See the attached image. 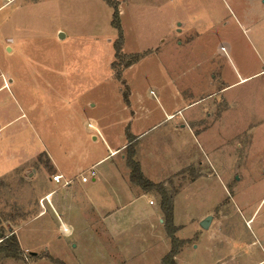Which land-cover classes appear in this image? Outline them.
Masks as SVG:
<instances>
[{
    "label": "crops",
    "instance_id": "1",
    "mask_svg": "<svg viewBox=\"0 0 264 264\" xmlns=\"http://www.w3.org/2000/svg\"><path fill=\"white\" fill-rule=\"evenodd\" d=\"M14 1L4 0L1 6ZM229 3L227 5L225 2L222 7L227 8L231 20L224 21V17L219 22L201 20L197 21L196 28L191 26L196 31L184 39L186 47L191 49L190 53H185V62H170L172 70L159 65L157 71H151L157 76L151 77L153 82L147 92L145 89L138 91L134 88L126 76L127 73L137 63L152 58L160 63L162 55L180 50H173L166 36L159 33L157 39L153 36L147 38L146 42L143 40L141 43L145 45L139 48L140 51L124 53L140 52L138 54L141 57L121 73V79L129 88L128 103L122 95L123 84L115 77L111 68V78L115 77L118 80L116 83L122 85L119 86V95L122 98L118 102V114L114 119H88L81 124L78 118L81 133L78 127L68 128L66 134L54 132L55 145L62 153V160L68 165L76 155H81L79 148L82 137L93 140L100 138L106 147L104 155L96 160L91 159L89 167L80 168L75 175L69 174L64 163L58 164L54 153L58 154L60 151L52 148L48 151V146L40 137V142L34 140L37 134L35 136V131L33 132L35 123L32 117H28L27 113L25 116L24 113L14 117L11 115V111L18 107L25 108V112L29 109L27 105L30 107V104L27 101L35 91V86L28 82L32 79L27 80V76L34 74V69L25 66L23 70L26 81H19L20 87L16 90L13 88L17 79L13 76L16 75V69L0 67V180H5L0 184V191L5 188L8 190L10 186L15 188L13 198L7 200L13 205L6 212L5 221L0 213V222L6 223V230L14 231L21 249L26 253L23 255L25 259L5 257L0 259V264H7L10 260L16 264H35L40 259L48 258L47 255L52 257L47 251V243L40 238L36 239L38 229L27 225L46 215L50 208L59 223L57 231L71 235L73 227L62 221L53 198L55 193L69 189L73 183L82 190L83 196L86 194L83 202L90 211L81 214L99 239V246L104 252L103 257L105 256L107 264H163L162 258L170 251L171 242L163 223L161 196L155 189L144 190L130 180V168L126 163L125 153L130 140L127 133L135 140L134 158L139 162L144 177L151 182L162 183L166 190L177 186H174L175 195L185 187L203 183L207 179H212V182L225 189V170L220 165L218 156L221 139L228 134L236 137L245 132V126L238 127L240 122L248 123L251 119L258 124L264 121V0H229ZM176 23L171 21L170 29L176 27L181 32L184 23ZM217 24L219 26L216 27ZM239 36L242 37L241 46ZM0 38L4 39L6 50H11L10 54L15 51L12 44L22 43V38L16 34H1V25ZM65 38L66 36L64 40ZM125 45L124 39L123 47ZM59 56L60 54L57 58ZM45 70L52 71L53 68ZM71 70V67L64 66V61L55 69L61 75ZM243 84L249 85L252 92L237 96L234 89ZM15 91L21 97L23 106L20 105ZM245 96L250 105L245 110L246 116L240 117L238 106ZM244 105L247 107V103ZM42 123L43 121L40 127ZM166 123L169 125L161 128ZM114 126L116 127L113 128ZM48 129L42 128L44 136ZM155 129H160L159 134L151 136ZM115 133L119 141L112 145L109 138L111 135L114 137ZM65 143L70 145L66 146ZM195 145L198 150H195ZM158 148L162 154L158 153ZM117 153H120V165L116 164L111 170L102 168L96 172V165L103 163L109 155ZM167 153L169 157H162ZM160 157L162 158L158 165L156 162ZM90 169L94 171V175L89 176L88 181L81 182L80 175L87 174ZM192 169L195 171L194 175L190 173ZM53 174H61L63 179L71 180L60 185L51 180ZM231 196L236 201V197ZM7 201L5 200L6 204ZM236 204L238 205L237 201ZM220 209L217 206L214 213H202L199 221L206 234L219 236V239L227 243L228 251L231 252L227 256L222 253L218 255L215 264H239L240 260H247L246 264H264V223H261V235H254L256 237L253 242L260 239L262 243L259 246L261 253L255 258L248 246L237 241L234 229H226V223L221 226L228 217L219 213ZM255 212L256 210L245 218L246 225L256 220L258 213ZM208 216L210 219L203 222ZM172 222L177 228L175 237L184 240L174 257L176 264H204L203 260L196 257L208 251V246L202 245L197 240V235L180 234L185 232L187 224L173 204ZM202 222L207 226L202 227ZM50 223L51 221L47 224L49 228ZM48 230L51 233L49 238L52 239L53 230ZM198 232L200 231L194 233ZM56 238L60 239L59 236ZM240 247L243 250L238 252L239 256L233 255V251ZM33 254L44 255L33 258ZM182 256L188 257L184 263L180 261Z\"/></svg>",
    "mask_w": 264,
    "mask_h": 264
},
{
    "label": "rangeland",
    "instance_id": "2",
    "mask_svg": "<svg viewBox=\"0 0 264 264\" xmlns=\"http://www.w3.org/2000/svg\"><path fill=\"white\" fill-rule=\"evenodd\" d=\"M111 1L117 5L118 10H121L119 19L123 40L125 39L126 44L123 47L122 43L123 55L121 58H115L114 42L118 38V30L111 24L113 7L105 0H15L4 6H1L4 0H0L1 34L2 32L5 35L12 33L22 38L21 44H12L15 51L11 54L9 53L11 50L7 51L4 47V39L0 38V67L16 69V75L13 74L17 78H15L16 83L13 87L16 90L19 89L21 80L26 81L24 75L26 73L23 70L25 66L34 69V74L27 76V80L32 79L28 82L35 86L33 88L35 91L27 101L31 108L27 105V109H29L25 112V108L18 107L11 111V115L14 117L24 113L25 116L27 113L28 117H32L35 123L33 132L35 131L34 134H37V136L35 134L34 140L38 143L40 138L43 139V142L48 146V151L50 148L60 151L59 147L55 145L54 132L58 134L59 131L66 134L68 128L78 127L80 129L77 123L78 118L83 124L88 119L111 120L118 114V102L122 98L119 86L122 85L116 83L119 79L115 78V73L118 71L122 73L124 64L130 60L132 55L124 53L140 51L139 48H143L145 45L141 43L143 40L146 42L147 38L153 36L157 39L159 33L166 36L170 46L174 48L173 50H176L175 48L180 50L162 55L163 57L159 59L160 63L154 58L137 63L127 73L126 76L134 88L136 87L138 91L145 89L147 92L149 85L153 82L151 77L157 76L155 72H152L157 71L159 65L172 70L170 62L173 64L174 61L178 64L185 62V53H190L191 49L186 47L184 39L196 31L191 26L196 28L197 21L201 22V20L219 22L222 17H224V21L231 20L227 8L222 7L225 2L227 5L230 4L229 0ZM222 13L224 16H221ZM171 21L175 24H177L176 22L184 23L183 30L178 32L176 27L170 29ZM217 26L219 25L217 24ZM62 34H64L63 37ZM64 36H66L65 40ZM238 40H240L239 46H241L242 37L239 36ZM59 54L60 56L57 58ZM62 61H64L65 67L72 68L65 75L55 71L62 65ZM46 68H53V70L46 71ZM111 68L115 75L113 78L110 74ZM160 77L162 78V76ZM234 92L239 96L251 93L252 88L243 84L234 89ZM123 93L127 94L128 98L129 88L125 82L122 87V95ZM15 95L20 105L23 106L24 103L21 102L18 92L15 91ZM0 96L2 97V93ZM148 101L150 105V99ZM242 101L238 106L240 117L246 116L245 110L250 105L247 96ZM244 103H247V107ZM23 120L25 119L23 118ZM42 121V127H40ZM252 121L250 119L248 123L240 122L238 127L245 126V132L240 135L233 137L228 134L221 139L218 156L220 165L225 170L226 186L224 190L220 185L212 182V179L187 186L177 195H175V185L167 190L172 194L174 208L187 224L185 232L180 234L182 236L197 235L199 236L197 240L202 245L208 246V251H204L203 254H198L196 257L203 260L204 264H215L218 255L222 253L223 256H227L231 253L228 251L225 241L219 239L216 234H206L199 225L201 214L214 213L217 206L221 208L219 213L228 217V220L224 221L221 226L226 223V229H234L237 241L248 246V250L255 258L259 257L261 253L260 239L253 241L256 237L254 235L258 233L261 235V223H264V121L258 124ZM167 125L169 123L162 125L161 128H165ZM46 127L49 129L44 136L42 128L46 129ZM159 132L160 129H155L150 135L154 136ZM113 135L114 137L111 135L109 138L112 145L119 141L116 138V133ZM38 137H40L39 140ZM62 138V140L65 139ZM58 139L61 138L58 137ZM81 143L79 148L81 155L79 157L76 155L70 161V165L62 160L61 151L58 154L54 153L58 164L64 163V166L69 169L70 175H75L81 169L89 167L92 160H96L106 153V147L100 138L93 140L82 137ZM65 144L66 146L70 145V143ZM127 150L128 147L125 149L126 155ZM157 150L159 154H162L159 148ZM195 150H198L196 145ZM162 157L167 158L169 154H163ZM162 157L157 158L158 165ZM40 159L43 160V157L40 156ZM120 159V153L109 155L103 163L95 166V170L97 173L102 168L111 170L116 164L120 165ZM190 173L194 175L195 171L192 169ZM3 182L5 180H0V184ZM14 191L15 188L12 186L8 190L5 188L0 191V213L4 221L7 216L6 212H9L13 205L7 200L11 199ZM100 191L102 190L100 189ZM231 195L236 197L238 205ZM85 196L86 194L83 196L82 190H79L74 183L69 189H63L54 195L53 201L62 221L73 227L71 235L60 234L57 231L59 223L50 208L46 215L27 226L38 229L36 239L40 238L46 242L48 253L65 264H107L105 256L103 257L104 252L99 246V239L81 214L90 211L87 204L83 202ZM223 198L225 199L222 203ZM219 201H221L220 204ZM254 210H256L255 214L258 213L256 220L253 222L251 220L252 223L246 225L245 218ZM4 221L0 223L4 232L8 234L9 230H6ZM50 221V228L54 234L52 239L49 238L51 233L48 230L50 228L47 227ZM195 231L201 233H194ZM128 233L127 231L126 235ZM58 236L60 239L56 238ZM242 250V247L236 249L233 251V255L239 256L238 252ZM43 255L33 254L32 257L39 258ZM47 257L38 260L35 264H58L52 260L54 258L48 255ZM23 259L25 258L23 257ZM185 260H188L187 256L180 258L182 263ZM246 261L240 260L239 264H246ZM7 264H16V262L10 260Z\"/></svg>",
    "mask_w": 264,
    "mask_h": 264
},
{
    "label": "trees",
    "instance_id": "3",
    "mask_svg": "<svg viewBox=\"0 0 264 264\" xmlns=\"http://www.w3.org/2000/svg\"><path fill=\"white\" fill-rule=\"evenodd\" d=\"M111 7H113L112 14V26H114L118 30V38L114 42L115 49V58L122 57V43L123 36L119 19V10L115 3L111 0H105ZM141 57V54H132L131 58L128 62L124 64V68L129 67L133 63L137 62ZM116 78H118L121 83L124 84V81L121 79V73L118 71L115 73ZM125 102H128L127 94L123 93ZM128 138L131 140L127 145V155H126V163L130 168V180L139 186H141L144 190L155 189L161 195V209L163 212V223L166 230L167 235L170 237L171 248L170 251L162 258L163 264H176L175 255L178 252L180 246L183 243V240H179L175 237L174 232L176 231V226L173 225L172 222V194L168 193L162 183H153L148 180L142 174L140 170L139 162L134 158L135 156V140L134 137H131L129 133H127ZM23 250L21 249L18 239L15 233L12 230H9V233L6 234L3 230V227L0 223V259L5 257L12 258H22ZM58 264H65L57 259H52Z\"/></svg>",
    "mask_w": 264,
    "mask_h": 264
},
{
    "label": "built area",
    "instance_id": "4",
    "mask_svg": "<svg viewBox=\"0 0 264 264\" xmlns=\"http://www.w3.org/2000/svg\"><path fill=\"white\" fill-rule=\"evenodd\" d=\"M93 175H94V171L92 169L87 170V174L80 175V181L86 182L88 181L89 176H93ZM51 180L54 181L55 183H63V184H67L70 181L63 179V176L61 174H53L51 176Z\"/></svg>",
    "mask_w": 264,
    "mask_h": 264
},
{
    "label": "water",
    "instance_id": "5",
    "mask_svg": "<svg viewBox=\"0 0 264 264\" xmlns=\"http://www.w3.org/2000/svg\"><path fill=\"white\" fill-rule=\"evenodd\" d=\"M209 219H210V218H209V216H208V217L205 219V221H203V222H206V221H208ZM203 222L201 223V226H202V227H206L207 225L204 224Z\"/></svg>",
    "mask_w": 264,
    "mask_h": 264
}]
</instances>
